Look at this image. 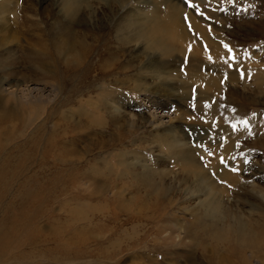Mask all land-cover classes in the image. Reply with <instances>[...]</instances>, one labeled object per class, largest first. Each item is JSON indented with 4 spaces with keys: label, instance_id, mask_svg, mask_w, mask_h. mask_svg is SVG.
Returning a JSON list of instances; mask_svg holds the SVG:
<instances>
[{
    "label": "rangeland",
    "instance_id": "rangeland-1",
    "mask_svg": "<svg viewBox=\"0 0 264 264\" xmlns=\"http://www.w3.org/2000/svg\"><path fill=\"white\" fill-rule=\"evenodd\" d=\"M64 1L0 0V231L26 211L40 233L2 263L242 264L245 245L209 224L264 228V0ZM165 19L188 34L169 53L150 34ZM150 97L169 106L163 124Z\"/></svg>",
    "mask_w": 264,
    "mask_h": 264
},
{
    "label": "bare ground",
    "instance_id": "bare-ground-1",
    "mask_svg": "<svg viewBox=\"0 0 264 264\" xmlns=\"http://www.w3.org/2000/svg\"><path fill=\"white\" fill-rule=\"evenodd\" d=\"M73 3H74V0H70V1H66L65 0L63 2V4H62L63 5V8L67 11L68 14H73L74 13V4ZM170 8L173 9L174 7H170ZM171 22H172L171 20L165 19V20L161 21V23L155 24L154 27H153V33H150L151 34V37H152V46H156V45L159 46L160 48H162V50L165 53H169L170 52V49H171V44L168 43L169 38L171 39L169 41L176 40V39L177 40L179 39V40L184 41L187 38V35H188V34H185L183 32V30L181 28L177 27L176 25H174L172 27V23ZM0 27H1V24H0ZM1 29H3V28H1ZM1 29H0V31H1ZM174 42H176V41H174ZM191 42L192 41L190 40L189 43H191ZM63 46L60 45V44H56L55 45V48L56 49H59V50H61V49L62 50H65L67 52L70 50L69 47L72 48V45L69 44L68 41H67V43H63ZM217 48L218 47H215L214 49H216V50H215V52H213L216 57H218L220 55V53L218 51L220 48L219 49H217ZM43 50L45 51L44 48H43ZM190 50H188V51H190ZM218 64H220V63L218 62ZM141 99H140V101H141ZM148 100H149V105H150L151 108H153V109L155 108V110L161 109V110H159L160 114L159 113H155V111L148 113V117H149L148 118V121H152L153 123H157V124H160V123L163 124L164 123V121H163V118L164 117L161 114V112L164 109L167 110L169 106H165L164 103L162 104L160 102L161 100L159 98H158V101L155 100V99H152L151 97ZM175 148H176V146H175ZM183 149L184 150H181V148L180 149L179 148L176 149L174 151V153L171 155L172 158H174L176 161H179L180 163H184V165H183L184 166V171L187 172L186 173L187 176L184 177V178H186V179H190L191 178L193 180V182H196V186L203 185L202 190H204L205 197L200 202H201L202 207L204 208V211H205V214L207 215V217L209 215L210 217H214L215 219L216 218L217 219L220 218V215L219 214H221L220 212H221V210L223 208L222 202L218 198H216L218 196H216V194L214 195L213 192H212V190H210L209 187L206 186V184H208V181L205 179V176L203 174V170L201 169V167L200 168L198 167V163H197L199 161L198 158L192 152L186 150L185 148H183ZM199 162H201V161H199ZM215 165H217V163ZM139 178L141 179V181L146 182V183H149V184H151L152 181H155L154 179L146 178L145 176H139ZM160 181H161V179L159 180V182ZM159 182H157V183H159ZM211 183H213V182H211ZM105 186H106V184H105ZM99 187H100V189H99ZM99 187L96 186L95 191H93V192H95V194L98 193L99 191H102V189H101L102 187L101 186H99ZM147 187L153 188V192L156 189L155 187L150 186V185H148ZM214 193H215V191H214ZM25 212L19 218H16L15 217L12 220H11V218H9L8 219V223L4 222L2 231H0V264H3L2 263V259H5L7 257H11L12 255H13V258H15L16 251H20L19 249H21V247L26 246V245H30V244H35L36 241H34L35 239L32 237V235L33 236H36V237L40 235V233L37 232V231H35V230L30 232V225L36 219L34 220V218L28 216ZM73 215L75 217H79L80 218V216L78 214V211H76V210L73 211ZM75 220H78V219H75ZM241 220H243V219H241ZM241 220H236L234 222L232 221L234 223V226L229 225V227L225 231V233H223V229H224L223 226H221V225L219 226V224L216 223V222L214 223L213 221H211L212 223L210 222L211 224H209V226H213L214 228H218V230L216 231V234H215V237L217 238V240H222L223 241V239L226 240V239H230L231 238L237 245H239V247H241V245H245V247L241 248V251H238L239 250L238 249L237 252L240 255H242V259H243L242 264H247V262H248L247 255L244 253V252L247 253V251H245V250L246 249H251L250 246L251 245H254V244H260L261 246L264 247V228H262L259 231V234L256 233V232H254V230H253V232L252 231L249 232V227L247 228V223H245L244 221H241ZM70 226H66L65 230H70V229L75 230V227H74L75 224L72 225L71 227ZM62 232H63V229H62ZM62 234H64V233H62ZM72 235H74V233ZM17 237H19L20 239L17 238ZM15 239H17V241H15ZM57 239H58V236H57ZM79 240H83V239L80 237ZM74 242L75 241H70V242L69 241H64V242H60L61 244H56V241H54V243H55L54 249H58V248L61 247V249L66 250L67 249L66 248V245H71ZM218 242H220V241H218ZM63 243H64V245H63ZM262 263L264 264V259H263V262Z\"/></svg>",
    "mask_w": 264,
    "mask_h": 264
},
{
    "label": "snow or ice",
    "instance_id": "snow-or-ice-1",
    "mask_svg": "<svg viewBox=\"0 0 264 264\" xmlns=\"http://www.w3.org/2000/svg\"><path fill=\"white\" fill-rule=\"evenodd\" d=\"M227 47V46H226ZM233 170H235V169H233Z\"/></svg>",
    "mask_w": 264,
    "mask_h": 264
}]
</instances>
